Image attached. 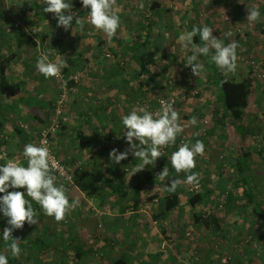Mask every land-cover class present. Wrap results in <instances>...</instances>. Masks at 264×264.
<instances>
[{
    "label": "crops",
    "instance_id": "0c3cea01",
    "mask_svg": "<svg viewBox=\"0 0 264 264\" xmlns=\"http://www.w3.org/2000/svg\"><path fill=\"white\" fill-rule=\"evenodd\" d=\"M172 1L171 18L165 21L167 9L158 5L152 12L161 20L147 22L144 17H151L150 8L138 11L131 6L135 0H117L121 26L116 35L108 37L90 23L75 35L71 29L65 31L57 26L54 13L42 11L43 0H0V164L12 159L27 166L24 145L37 144L38 128L50 125L60 99L59 84L55 77L46 79L36 69L40 53L50 52V60L65 61L62 70L79 78L71 99L64 104L67 122L53 134L54 149L73 172L77 162H82L81 180L94 174L104 177L94 197L75 188L66 191L70 202L77 203L61 221L45 215L33 201L38 223L25 222L23 230L12 233L20 239L21 255L12 257L11 239H0V252L8 256L9 264H264V226L243 195L264 193V167L260 165L264 148L254 152L259 142H264V129L257 133L261 122L264 126V90L255 84L247 61L264 55V25L260 26L264 20L247 21L256 0L246 5V0ZM72 4L76 8L72 13L78 16L75 12L80 11L86 21L90 9L80 0H72ZM260 12L264 16V11ZM205 25L213 27V35L225 45L237 43L234 73L225 76L215 65L211 60L214 50L198 58L206 69L199 76L180 59L190 53L182 50L178 37L193 26ZM240 28L242 35L237 32ZM149 33L151 40L146 37ZM155 50L162 59L157 53L153 58ZM159 59L170 68L168 72L186 77L189 99L184 103L185 97L178 95L174 110L184 130L193 127L199 134L192 139L183 131L176 139L175 151L199 139L205 145L204 155L196 157V167L191 170L199 173L198 184L203 190L198 193L204 195V201L194 209L186 193L189 184H181L174 192L163 187L166 179L161 180L159 173L164 167L169 175H186L175 171L171 157L165 156V164L158 159L154 166L138 172L140 161L132 155L119 164L109 158L112 149L128 148L122 117L134 107H148L143 103L149 97L161 96L165 77L159 72ZM223 78L252 86L249 105L237 121L249 137H242L224 105ZM192 116L197 119L193 126ZM243 158L240 165L238 160ZM156 188L166 195L178 194L176 210L161 211L155 217L144 212ZM120 189L124 192L118 193ZM223 192L233 193L235 199L216 211L220 205L213 202ZM253 197L256 206L264 209V196ZM209 206L214 207L215 219L207 224L203 209ZM7 226V218L0 214V232Z\"/></svg>",
    "mask_w": 264,
    "mask_h": 264
},
{
    "label": "clouds",
    "instance_id": "9594fccd",
    "mask_svg": "<svg viewBox=\"0 0 264 264\" xmlns=\"http://www.w3.org/2000/svg\"><path fill=\"white\" fill-rule=\"evenodd\" d=\"M80 3L84 8L90 9L87 17L88 23L108 37L116 35L121 26L117 0H80ZM43 5L44 13H54L58 27L62 26L65 31L71 29L73 35L78 32V29L79 32L84 30L85 20L80 16H75L71 11L72 0H43ZM140 6L143 7L142 4ZM74 18L75 25L73 26ZM262 20L264 16L261 15L259 8L249 9L247 21L261 22ZM197 35L203 41L202 47L194 42V37ZM227 35L231 36L232 33L228 32ZM178 40L181 42L182 50L190 53L180 59L185 62V66L191 67L194 75L199 76L206 71L204 63L198 58L207 56L210 50H214L211 60L225 76L236 71L237 43L232 42L225 45L221 38L213 35V27L193 26L192 30L182 33ZM50 55V52H41L36 62V69L46 79L58 78L62 69L66 67V62L59 58L50 60ZM160 104L161 108L158 112L149 111L147 106L134 107L122 117L125 129L123 135L128 148L124 151L115 148L111 150L109 158L115 164H119L132 155L140 161L136 168L138 172L146 166L156 164L162 155L161 148L176 143L177 137L184 131L180 115L170 102L166 103L161 99ZM190 123L196 125L197 119L193 117ZM204 152V143L197 140L194 144H182L171 154L172 167L177 173L184 172L186 179L184 181L178 178L172 179L166 186L167 191H176L182 183L198 184L199 173L191 170L196 167V157L203 156ZM22 155L27 160V166L12 159L0 164V193L3 194L0 195V214L7 218L8 225L3 232H0V239L5 242L11 239L9 251L14 258L21 255L22 249L18 244L20 239L14 238L12 233L17 229H22L25 222L29 225L38 223L33 201L40 206L45 215L54 217L56 221L63 220L77 203L70 202L64 186L56 183V176L53 173L57 170V164L45 140H41L39 144L24 145ZM168 175L167 167L159 173L161 180ZM0 264H9V258L3 252H0Z\"/></svg>",
    "mask_w": 264,
    "mask_h": 264
},
{
    "label": "rangeland",
    "instance_id": "374dc122",
    "mask_svg": "<svg viewBox=\"0 0 264 264\" xmlns=\"http://www.w3.org/2000/svg\"><path fill=\"white\" fill-rule=\"evenodd\" d=\"M247 2H245L244 1V4L246 5L247 3L249 4V0H246ZM154 2H156L158 5H161V6H163L165 9H167L164 13L166 14L165 16H164V20L166 21V20H168L169 18H171V17H169V16H173V14H171L170 13V11H173L174 12V3H173V1L172 0H135V2L134 3H132L131 4V6H135V10H138V11H146V9L147 8H150V12L152 13V15H151V17H148V18H145L144 17V19L147 21V19H148V21L147 22H149L150 20L151 21H155V20H161V18H156L155 16H154V14H153V12H152V5H153V3ZM255 3H254V7H256V8H259V10H261V11H264V5L262 6V4L263 3H261V1L260 0H256V1H254ZM143 5V7H141L140 5ZM169 14V15H168ZM78 15H79V13H78ZM145 16V15H144ZM176 18V17H175ZM177 19V18H176ZM226 20H228V18H226ZM232 23V22H231ZM87 24H89L88 23V21L86 20L85 21V25H87ZM149 25H153V23H148ZM264 25V22L263 23H261L260 24V26H263ZM239 30V31H238ZM237 30V32L239 33V35L241 34H244L243 32H244V30H243V28H240V29H238ZM170 36H172L171 35V32H170ZM161 40L160 39H158V42H160ZM168 49V48H167ZM167 49H165V50H167ZM157 51V52H156ZM153 53V52H152ZM156 53L158 54L156 57H158V58H163V55H161L160 53H158V50H155V54L153 53L152 55H153V58H155V55H156ZM257 54V53H256ZM165 55V54H164ZM170 55H172V52L170 53ZM259 56L263 59L264 58V55L262 54V56H261V53L259 54ZM50 57L52 58V55H50ZM260 57H258V56H255L254 58H250V59H248L247 61H248V66L250 67V70H251V74H252V76H253V78H254V82H255V84H258L259 85V88H261L262 90H264V81H262L261 79H259V77L258 76H256L255 75V73L253 72V69H252V66H251V64L254 62V63H262L263 64V69H264V62L263 61H261L262 59L260 58ZM52 60H55V59H52ZM159 61H160V59H159ZM158 65L160 66V70H159V72H160V74L163 76V77H165L164 79V82H165V85H164V87L163 88H161L160 87V94H158V95H161V96H158V97H149V99H148V102H146V103H143V104H146V105H148V107H150L151 109V111L153 112V113H155V112H158L159 111V108H160V106H159V100H161V99H163V100H166L167 102H170L172 105H173V108H175V109H177V106H178V100L177 99H180L179 98V96H184L185 97V101H184V103H186L187 102V100L189 99L187 96H186V94H187V91L185 90V80H186V77L184 76V75H181V74H178V73H175V72H168V69H170L169 67H166L165 65H163L162 63H161V61L158 63ZM162 70V71H161ZM63 72H64V70H62ZM65 73V72H64ZM155 76H158L157 74H154ZM160 75V76H161ZM67 77L68 78H71V77H69V75H67ZM74 77V76H73ZM257 86V85H256ZM178 90H180V92L179 93H181V94H179L178 93ZM182 90H183V92H182ZM72 95V94H71ZM71 95L69 96V100L71 99ZM179 95V96H178ZM182 98V97H181ZM179 107H180V105H179ZM178 107V108H179ZM194 113H192V115H193ZM192 118H193V116H192ZM252 124H249V126L250 127H252L251 126ZM193 126V125H192ZM259 129H258V132L257 133H261V131L264 129V126H262V122L260 123V126L258 125L257 126ZM63 128V127H62ZM62 128L59 130V131H61L62 130ZM190 129H191V131H189V129H186V130H184V132H189V134H190V136H191V138L193 139H195V138H198V132H197V129H195V130H193V127L191 128L190 127ZM199 131V130H198ZM264 132V131H263ZM182 135V134H181ZM196 136V137H195ZM199 141H202L201 139H199ZM203 142V141H202ZM260 144V145H259ZM259 144H258V146H257V148H256V151H254L255 153H258V152H261L262 151V149L264 148V142L261 140V143L259 142ZM177 147V144L175 143L174 145H168L167 146V148H165L164 149V151L161 149V152H162V155L161 156H169V157H171V154H172V152H174L175 151V148ZM174 150V151H173ZM258 150H260V151H258ZM58 155V154H57ZM59 157V156H58ZM260 165L262 166V167H264V158H262L261 157V161H260ZM165 181V180H164ZM57 184H58V182H56ZM59 185V184H58ZM166 187V185L165 184H163V187ZM161 188H162V186H161ZM161 188H156V190H154L155 192H154V198H152V199H149V200H147V203H145V205H144V207H143V210H144V212H149L148 214H151V215H156L158 212H161V203H162V200L164 199V197H165V195L167 194V192L166 193H164L163 191H162V189ZM67 190H69V189H67ZM66 190V191H67ZM192 191H191V193L192 194H195V193H198L199 191H201L202 192V190H203V188H202V185H200V184H197V185H195V186H193V188L191 189ZM219 196H217V198L215 199V201L213 202V203H217V204H219L220 205V209H217L216 211H220V210H223L222 208L224 207V206H227V203L230 201V200H234L235 198L234 197H231V196H233L234 194L233 193H231V192H223V193H219L218 194ZM264 196V193H255L253 196H256V198L258 197V196ZM156 201H158L159 203H156ZM159 207V208H158ZM156 208H158L157 210H155ZM211 208H213V209H211ZM214 207L213 206H209L208 207V209H203V212L205 213V215L207 216V218L209 219V218H211V217H213V215H214ZM206 218V219H207Z\"/></svg>",
    "mask_w": 264,
    "mask_h": 264
},
{
    "label": "trees",
    "instance_id": "16d2710c",
    "mask_svg": "<svg viewBox=\"0 0 264 264\" xmlns=\"http://www.w3.org/2000/svg\"><path fill=\"white\" fill-rule=\"evenodd\" d=\"M75 6L72 7V10H76V8H74ZM152 8H158L160 6H158V4L156 2L153 3V5L151 6ZM76 14H81L80 11L75 12ZM79 16V15H78ZM199 27V26H198ZM201 27V26H200ZM167 28V27H166ZM148 40H151V35L150 33L146 35ZM194 42L195 43H203V41H201L199 39V36L197 35L196 37H194ZM64 73V72H63ZM64 75H68L66 72L64 73ZM67 77V76H66ZM76 83L74 81L70 82V88L72 89L71 93H73ZM251 84L249 82H234L232 80H228L226 78H223L221 80V89L223 91L224 94V105L227 108V110L230 112L231 114V120L234 121V123L238 126L239 128V133L242 135V137L246 138L249 137V132L245 129L244 126H241L240 124H238L237 121H239V118L242 116L244 109H246L249 105V100L251 97ZM60 95V93H59ZM71 95V94H70ZM52 137L51 136V142H52ZM52 148L54 149L53 146V142H52ZM56 153V151H55ZM57 154V153H56ZM246 155V154H245ZM244 158L241 160H238V162H240V165L244 164ZM159 161L162 164H165V157L161 156L159 158ZM242 169V168H240ZM83 173V169L80 171H76L74 172V179H75V184L73 187L69 188V189H78L79 191L83 192L84 194H86L89 197H94L96 195L99 194L101 188H100V184L103 181V175L101 174H94L91 175L89 178L87 179H82V176H78L80 174ZM180 179L181 181H184L186 179V175L184 177H177L174 174L169 175L168 177H166V185L168 186L170 181L172 179ZM182 184H186V183H182ZM79 185V186H78ZM192 185H188V190H187V194L190 195V199H189V205L191 208H196L198 206V204H201L204 201V195L200 194V193H195L192 194L191 193V189H192ZM13 190V189H10ZM124 190H121L118 193H123ZM0 195H3L2 193H0ZM244 200H246L247 206L250 207L253 205L252 210L255 212L256 215H258L261 219V224L264 226V209L263 207H257L256 206V199L253 197V195L249 192H244ZM179 205V197L178 194H168L164 197V199L162 200L161 203V211L165 214L169 211H174L176 210V208ZM248 207L245 209L246 211H248ZM157 215H154L153 217H155ZM210 219V218H209ZM206 220L207 224H210V222L212 221V219L214 220L215 217H211L210 220ZM25 228V227H23ZM23 228L21 230H23ZM26 228H30V226H26Z\"/></svg>",
    "mask_w": 264,
    "mask_h": 264
},
{
    "label": "built area",
    "instance_id": "2783aa9c",
    "mask_svg": "<svg viewBox=\"0 0 264 264\" xmlns=\"http://www.w3.org/2000/svg\"><path fill=\"white\" fill-rule=\"evenodd\" d=\"M261 3L264 5V0H260ZM253 72L256 76L259 77L262 81H264V69L262 63H252L251 64ZM55 79L58 81L59 84V93H60V99L56 106L55 112L51 118V122L49 126L39 127L36 136H37V144L41 140L46 141V146L49 148L50 153L54 159V161L57 164V170L54 171V175L56 176V182H58L59 185H63L65 190L71 188L75 184L74 179V172L69 169V167L61 162L58 155L55 153V151L52 148V142H51V136L58 132L62 126L67 122V117L65 116L64 112V104L68 100L69 95L71 94L72 89L70 88V82L74 81L75 83L78 82L79 78L78 76L67 78L64 73L61 71V75ZM166 103H168L166 100H164ZM159 106L161 108L160 100H159ZM159 108V110H160ZM167 148V146L161 148L163 151ZM23 161L27 162L26 158L23 157ZM83 169L82 162H77L76 170L80 171ZM192 191V190H191ZM156 203H159L156 201Z\"/></svg>",
    "mask_w": 264,
    "mask_h": 264
}]
</instances>
